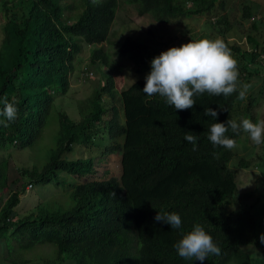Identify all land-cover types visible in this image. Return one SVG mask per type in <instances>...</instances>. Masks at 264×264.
<instances>
[{"label":"trees","instance_id":"1","mask_svg":"<svg viewBox=\"0 0 264 264\" xmlns=\"http://www.w3.org/2000/svg\"><path fill=\"white\" fill-rule=\"evenodd\" d=\"M217 1L127 3L135 7L138 17L167 24L209 13ZM117 2L0 0V13L6 20L0 42V98H7L18 108L14 122L8 127L0 124V149L9 144L23 150L41 139L54 94H67L82 44L106 42ZM81 5L82 12L73 16ZM243 11L242 18L251 19L252 28L259 31L260 24L250 9L245 7ZM218 24L224 32L231 28L225 15ZM263 38L247 36V43L254 50L242 51L241 59L246 53L250 62H257L258 55L264 54L260 46ZM228 47L240 50L238 46ZM161 52L146 42L126 38L117 45L114 55L126 57L133 64V72L144 73L151 71V60ZM108 60V54L97 50L90 63L106 65ZM243 67L239 74L245 77ZM144 84L145 80L137 81L122 91L117 99L118 109L112 103L116 97L113 77L106 76L82 111V120L73 122L60 113L56 143L48 161L38 171L23 169L18 175L26 181L19 189L17 182L9 181L7 164L0 162V198L8 194L6 207L0 213V240L6 233L8 236L7 229L13 224L11 235L19 233L18 241H25L24 249L45 244L54 248L44 253L45 264H201L181 258L174 248L184 234L199 224L221 249L220 255H209L203 264H253L249 251L256 247L260 223L251 210L226 211L229 200L238 194L235 171L229 168L233 152L213 146L208 140L213 123L234 120L238 92L227 98L205 93L194 97L196 104L192 109L180 111L167 105L159 95H146L142 91ZM104 96L110 98V105L104 102ZM208 107L218 111L215 120L203 115ZM0 120L5 117L0 116ZM188 132L198 137L195 151L184 140ZM242 134L243 131L236 134L230 128L226 133L236 142ZM95 137L99 138L98 143ZM106 141L110 145L103 147ZM75 146L95 149L104 157L102 162L119 153V179L100 177L93 155L66 160L64 156ZM247 165L244 158L238 159V169ZM62 174L77 184H66ZM35 184L65 186L74 206L63 211L44 208L35 216L13 221L11 211L19 203V195L26 192V185ZM173 212L181 218L179 229L154 220L157 213Z\"/></svg>","mask_w":264,"mask_h":264},{"label":"rangeland","instance_id":"2","mask_svg":"<svg viewBox=\"0 0 264 264\" xmlns=\"http://www.w3.org/2000/svg\"><path fill=\"white\" fill-rule=\"evenodd\" d=\"M70 1V0H68ZM118 8L116 16L111 27L110 34L103 44L86 45L82 44V51L75 59L74 69L70 75V88L67 94L62 95L56 91L54 94V103L41 139L31 148L17 150L7 144L5 149H0V162L7 164L9 181L17 182L16 189L26 180L19 179V173L23 169L37 171L48 161L51 150L54 149L56 136L59 130V114L64 113L73 122L82 120V111L93 98L94 92L98 91L105 82L106 76H112L114 81L115 100L113 103L118 109L119 99L122 91L137 81H144L150 71L144 73L133 72V64L124 56L116 57L114 55L117 45L122 44L126 38L136 39L146 42L150 47L159 48L166 51L170 47H179L181 44L190 40L223 39L228 46H238L240 50H231L233 57L238 62V70L245 66L246 75L242 77L239 74V85H251L246 100H237L235 104L234 120L240 122L243 118H248L256 123L264 121V70L257 62H250L249 54L242 53V50H254V47L247 43L246 37L251 36L254 39H260L264 36V0H218L214 8L209 13L201 16L179 18L170 23H159L151 17H138L133 5L127 3V0H117ZM223 5V8L221 7ZM248 7L259 22L260 30L252 28L251 19L242 18L244 8ZM81 10L72 13L76 16ZM226 16L231 24L230 30L222 31L223 27L218 24V20ZM3 13H0V42L2 39V27L5 23ZM224 32V33H223ZM263 35V36H262ZM119 37V38H118ZM261 47L264 48V38L261 40ZM247 46V47H246ZM97 50L108 54L109 60L106 65L90 63L93 53ZM248 65H243L242 63ZM91 74V75H90ZM244 74V73H243ZM134 81V83H133ZM107 105L111 104L110 98L102 97ZM83 104V105H82ZM108 116V115H107ZM106 116V118H107ZM105 118V120H106ZM239 120V121H238ZM99 126L96 127V130ZM98 143L99 138H94ZM106 141L103 147L109 146ZM233 157L229 163V168L235 171L236 183L238 185V194L231 198L226 205L227 212H233L238 209H248L254 213L256 221L260 223V234H264V144L255 145L249 139L247 133L238 138L236 147L232 149ZM92 153V154H91ZM94 156V166L97 173L102 178L119 179L121 173L120 154L109 155L105 162L101 159L95 149L75 146L73 151L66 154V160ZM239 158H244L248 165L246 168L238 169L237 162ZM66 184H77L75 180L64 174L61 175ZM27 187V185H26ZM25 187V188H26ZM0 198V213L6 207V199ZM74 206L70 197L69 189L65 186L60 187L54 184L41 185L35 184L30 190L19 195V203L11 211V218L21 219L30 215H37L44 208H53V210H68ZM42 213V212H41ZM14 223V222H13ZM10 233L3 240H0V264H45L44 253L51 245H36L34 248H25V241L20 239L19 233H13V224ZM264 244L258 237L256 247L249 251L253 264H263Z\"/></svg>","mask_w":264,"mask_h":264},{"label":"clouds","instance_id":"3","mask_svg":"<svg viewBox=\"0 0 264 264\" xmlns=\"http://www.w3.org/2000/svg\"><path fill=\"white\" fill-rule=\"evenodd\" d=\"M92 3L97 4L99 0H92ZM150 67L151 71L145 77L142 91L148 96L159 95L167 105L180 111L192 109L196 104L194 97L205 93L227 98L238 92L237 99L246 100L251 87L249 84H238V62L231 49L220 38L190 40L179 47H170L154 57ZM0 103L3 104L0 116L5 117V120H0V124L8 127L15 121L18 108L7 98H0ZM218 114L217 110L210 107L203 111L204 116L214 120ZM229 128L236 134L241 131L247 133L255 145L264 144V121L254 123L248 118H243L239 123L235 120L213 123L209 129L208 140L213 146L228 150L235 148L236 141L226 135ZM190 133L185 134L184 140L191 143L195 151L198 137ZM154 220L168 224L172 229H179L182 224L180 216L174 212L157 213ZM259 239L264 244V234H261ZM174 248L181 258L199 261L201 264L209 255L218 256L221 253L212 236L199 224H195L190 232L184 234L174 244Z\"/></svg>","mask_w":264,"mask_h":264},{"label":"built area","instance_id":"4","mask_svg":"<svg viewBox=\"0 0 264 264\" xmlns=\"http://www.w3.org/2000/svg\"><path fill=\"white\" fill-rule=\"evenodd\" d=\"M257 63L262 67V68H264V54H260V55H258V57H257ZM91 75V74H90ZM32 188V186L31 185H28L27 187H26V190L28 191V190H30Z\"/></svg>","mask_w":264,"mask_h":264},{"label":"crops","instance_id":"5","mask_svg":"<svg viewBox=\"0 0 264 264\" xmlns=\"http://www.w3.org/2000/svg\"><path fill=\"white\" fill-rule=\"evenodd\" d=\"M246 47H247V46H246ZM242 51H245V52L248 53V52H250V51H253V49H252V48H251V50H250V49H246V50L243 49ZM248 64H249V63H248Z\"/></svg>","mask_w":264,"mask_h":264}]
</instances>
